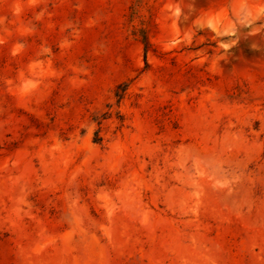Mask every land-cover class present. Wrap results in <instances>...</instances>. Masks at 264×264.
<instances>
[{
  "label": "rangeland",
  "instance_id": "rangeland-1",
  "mask_svg": "<svg viewBox=\"0 0 264 264\" xmlns=\"http://www.w3.org/2000/svg\"><path fill=\"white\" fill-rule=\"evenodd\" d=\"M0 264H264V0H0Z\"/></svg>",
  "mask_w": 264,
  "mask_h": 264
}]
</instances>
